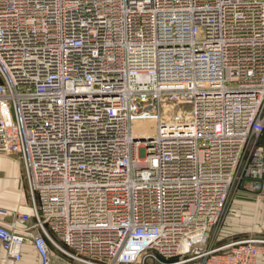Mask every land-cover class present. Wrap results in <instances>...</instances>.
Returning a JSON list of instances; mask_svg holds the SVG:
<instances>
[{
	"label": "built area",
	"instance_id": "obj_1",
	"mask_svg": "<svg viewBox=\"0 0 264 264\" xmlns=\"http://www.w3.org/2000/svg\"><path fill=\"white\" fill-rule=\"evenodd\" d=\"M263 134L264 0H0V152L33 199L5 259L263 264L264 236L209 245L236 185L264 202Z\"/></svg>",
	"mask_w": 264,
	"mask_h": 264
},
{
	"label": "rangeland",
	"instance_id": "obj_2",
	"mask_svg": "<svg viewBox=\"0 0 264 264\" xmlns=\"http://www.w3.org/2000/svg\"><path fill=\"white\" fill-rule=\"evenodd\" d=\"M153 125L154 122L148 130L146 129V132L153 131ZM18 194L24 196L23 202L17 201ZM24 203L33 205L24 175L23 162L16 154L0 152V211L7 212L1 216L8 217L24 213L23 211L27 210ZM259 235L264 236V202L257 193L250 190V187L238 184L229 193L225 214L219 225L213 229L209 245L214 246L234 238ZM153 263L141 261L135 264Z\"/></svg>",
	"mask_w": 264,
	"mask_h": 264
},
{
	"label": "crops",
	"instance_id": "obj_3",
	"mask_svg": "<svg viewBox=\"0 0 264 264\" xmlns=\"http://www.w3.org/2000/svg\"><path fill=\"white\" fill-rule=\"evenodd\" d=\"M11 181L12 182L14 181L13 178L11 179ZM17 196H18L17 201H21V202L24 201V196L22 194H18ZM24 206L27 208V210H24L23 212L31 213L32 206L27 205L26 203H24ZM6 216L0 215V224L10 226L11 223L14 221L15 216H8V217ZM17 224L23 227L27 223L17 222ZM0 256H1L0 264H41L39 254L31 242H27L24 244L22 257L19 261H15L12 259H5V254L4 251H2L1 246H0ZM263 261H264V255H263ZM52 264H93V263H89L79 258L72 257L71 255L63 252L60 249L53 248Z\"/></svg>",
	"mask_w": 264,
	"mask_h": 264
},
{
	"label": "bare ground",
	"instance_id": "obj_4",
	"mask_svg": "<svg viewBox=\"0 0 264 264\" xmlns=\"http://www.w3.org/2000/svg\"><path fill=\"white\" fill-rule=\"evenodd\" d=\"M153 124V121L147 120V121H140L138 122L137 126L135 127V132L138 135H152L154 130L151 131L150 133L146 132V129L148 130Z\"/></svg>",
	"mask_w": 264,
	"mask_h": 264
},
{
	"label": "trees",
	"instance_id": "obj_5",
	"mask_svg": "<svg viewBox=\"0 0 264 264\" xmlns=\"http://www.w3.org/2000/svg\"><path fill=\"white\" fill-rule=\"evenodd\" d=\"M261 143L264 145V134H263V137L261 139ZM171 260V259H170Z\"/></svg>",
	"mask_w": 264,
	"mask_h": 264
}]
</instances>
